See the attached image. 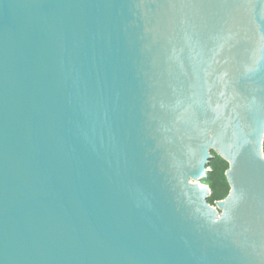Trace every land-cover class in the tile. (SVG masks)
<instances>
[{"label":"water","instance_id":"95a60500","mask_svg":"<svg viewBox=\"0 0 264 264\" xmlns=\"http://www.w3.org/2000/svg\"><path fill=\"white\" fill-rule=\"evenodd\" d=\"M0 264H264V0H0Z\"/></svg>","mask_w":264,"mask_h":264},{"label":"trees","instance_id":"16d2710c","mask_svg":"<svg viewBox=\"0 0 264 264\" xmlns=\"http://www.w3.org/2000/svg\"><path fill=\"white\" fill-rule=\"evenodd\" d=\"M213 164L215 165V168L214 170H212V173L210 174L212 176V179L216 178V181H220L223 183L227 182V185L229 186L228 181L226 180V177H225V173L229 167L228 164L223 162L219 157L216 158ZM213 188H214V184H213ZM222 200H224L222 199V197L213 195L211 196L210 202L214 204L215 202L222 201Z\"/></svg>","mask_w":264,"mask_h":264},{"label":"rangeland","instance_id":"374dc122","mask_svg":"<svg viewBox=\"0 0 264 264\" xmlns=\"http://www.w3.org/2000/svg\"><path fill=\"white\" fill-rule=\"evenodd\" d=\"M211 164L212 165L209 169L214 170L215 165L213 163ZM207 181L208 182H204L203 185L211 188L212 196L217 195V196L222 197V199L225 200V198L228 196L230 192V187L227 185V182L223 183L220 181H216V178L212 179V176L210 174L208 175ZM213 184H214V188H213Z\"/></svg>","mask_w":264,"mask_h":264}]
</instances>
